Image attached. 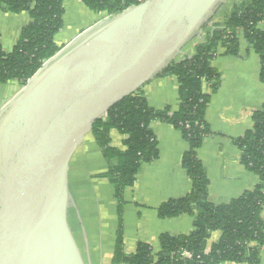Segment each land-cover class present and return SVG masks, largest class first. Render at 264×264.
<instances>
[{"label":"water","instance_id":"95a60500","mask_svg":"<svg viewBox=\"0 0 264 264\" xmlns=\"http://www.w3.org/2000/svg\"><path fill=\"white\" fill-rule=\"evenodd\" d=\"M229 0H144L77 36L0 110V264H83L69 162L94 122L155 78Z\"/></svg>","mask_w":264,"mask_h":264},{"label":"trees","instance_id":"16d2710c","mask_svg":"<svg viewBox=\"0 0 264 264\" xmlns=\"http://www.w3.org/2000/svg\"><path fill=\"white\" fill-rule=\"evenodd\" d=\"M80 1L92 12H106L109 19L144 0ZM0 9L12 14L28 12L31 18L10 53L0 47V85L16 81L23 86L61 49L54 37L63 25V0H0ZM213 18L202 26L206 37L195 47L194 53L181 61L170 62L156 76L176 78L179 84L176 111L152 109L139 89L113 106L92 126L91 134L109 164L108 171L101 177L113 186L119 209L125 189L133 186L141 167L159 156L150 128L153 122L172 125L187 145L181 166L191 181V190L182 198L162 203L157 215L160 219L191 216V233L161 235L156 253L150 245L139 242L134 253L127 254L119 231L112 264H260L264 246V219L261 217L264 208V105L252 114L251 130L233 140L241 152L239 161L258 178L253 189L228 204L213 205L208 200L206 171L196 152L211 135L205 113L212 94L221 83L220 74L211 67L220 48L226 56H237L240 36L244 37L259 57V80L264 86V0H233L223 23L212 22ZM112 130L125 136L123 150L111 146ZM216 231L221 232V238L206 252L207 240Z\"/></svg>","mask_w":264,"mask_h":264},{"label":"crops","instance_id":"0c3cea01","mask_svg":"<svg viewBox=\"0 0 264 264\" xmlns=\"http://www.w3.org/2000/svg\"><path fill=\"white\" fill-rule=\"evenodd\" d=\"M229 3L228 11L221 13V18L223 16L225 19L233 0ZM63 9V25L54 37L59 48L108 19L106 12H92L80 0H63ZM220 10L213 15L212 22H224V19H217L220 18ZM30 23L28 12L12 14L0 9V47L5 53L12 51L22 29ZM205 37V32H201L184 48L176 61L190 57ZM259 62V57L240 36L237 56H226L220 48L211 63V67L220 74L221 83L212 94L205 113L211 135L196 153L206 171L208 200L213 205L228 204L258 183L257 176L239 161L241 152L233 140L251 130L252 114L264 105ZM11 83L16 88L12 93L9 92ZM20 87L16 81L0 85V110ZM178 90L176 78L169 76L155 77L141 88L143 97L152 109L170 108L172 111L179 106ZM150 128L159 156L154 162L141 167L133 186L125 189L120 209L113 186L101 177L108 171L109 164L92 134L83 139L69 162L67 223L83 264H112L119 231L125 253L132 254L139 242L150 245L156 253L161 235H186L193 229L191 216L160 219L157 215V208L162 203L186 196L191 190V181L181 166L187 145L180 132L169 123L159 121L153 122ZM110 139L112 147L124 149V135L112 130ZM262 210L261 217L264 219V208ZM220 238L221 232H213L207 240L206 252ZM260 264H264V246L260 253Z\"/></svg>","mask_w":264,"mask_h":264},{"label":"rangeland","instance_id":"374dc122","mask_svg":"<svg viewBox=\"0 0 264 264\" xmlns=\"http://www.w3.org/2000/svg\"><path fill=\"white\" fill-rule=\"evenodd\" d=\"M230 1H232V0H229L225 5H223L222 8H221V10L219 9L221 12L218 15V17L221 16V13L223 14L224 12H227L228 11L227 8L229 7V4H230L229 2ZM226 5H228V6H226ZM217 19L220 20V21H222L224 18L222 16V18L220 17V18H217ZM10 86H11V88L9 87V92L12 93L16 88H15V86L12 83L10 84Z\"/></svg>","mask_w":264,"mask_h":264}]
</instances>
